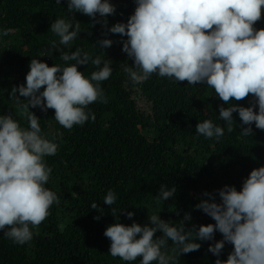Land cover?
I'll use <instances>...</instances> for the list:
<instances>
[{
  "label": "clouds",
  "instance_id": "1",
  "mask_svg": "<svg viewBox=\"0 0 264 264\" xmlns=\"http://www.w3.org/2000/svg\"><path fill=\"white\" fill-rule=\"evenodd\" d=\"M65 2L68 15L49 18V29L59 37L51 47L60 53L64 65L49 66L31 58L25 82L10 90L26 126L12 113L0 114V231L16 245L32 241L33 229L38 230L53 204H60L57 193L46 187L53 173L46 157L57 154L58 144L47 138L41 119L30 107L44 113L54 109L55 121L69 130L94 122L95 113L88 106L107 102L101 82L114 70L105 53L114 43L111 34H119L122 52L133 61L123 68L133 85L155 74L177 84L187 81L214 90L223 102L218 118L224 123L198 121L197 136L218 142L225 129L233 131L237 122L233 113L240 118L241 136L253 135V124L264 130V27L255 26L262 21L264 0H134V11L126 22L111 25L108 17L117 12L112 0ZM76 13L89 17L92 27L101 26V37L94 39V46L104 55L92 57L80 47L65 51L81 37ZM6 35L8 30L0 31V36ZM89 62L96 70L86 77L78 67ZM249 94L248 106L236 103ZM176 194L174 184L161 183L157 197L165 202ZM195 199L198 202L183 213L178 224L177 220L162 219V211H147L143 224L133 219L136 213L127 208L121 211L131 224L113 215L114 222L103 233L110 241V255L125 262L141 257L139 264H177L183 254L208 243L207 252L216 257L214 264H264V165L252 169L239 190L224 184L213 191L204 190ZM116 202L115 191L109 189L103 204ZM90 207L97 210L98 205L92 202ZM192 210L201 211L214 223L197 225ZM216 233L222 238L216 240ZM226 244L232 250L221 259Z\"/></svg>",
  "mask_w": 264,
  "mask_h": 264
},
{
  "label": "trees",
  "instance_id": "2",
  "mask_svg": "<svg viewBox=\"0 0 264 264\" xmlns=\"http://www.w3.org/2000/svg\"><path fill=\"white\" fill-rule=\"evenodd\" d=\"M112 2L117 12L108 17L109 25L126 22L134 11V0ZM66 7L65 0L61 4L56 0H0V31L8 30V35L0 36V114L12 113L21 126H26V121L10 90L25 82L31 58L49 66L64 65L60 53L51 47L59 37L49 29V18L67 16ZM75 15L81 37L65 51L80 47L92 57L104 55L94 46V39L101 37V26L92 27L89 17ZM255 26L264 27V12ZM110 38L114 43L105 53L113 61L114 70L108 80L101 82L107 102L88 106L95 113L94 122L89 120L69 130L55 121L54 109L44 113L30 107L41 119L47 138L58 144L57 154L46 157L53 169L46 187L57 193L60 204H53L50 215L38 230L33 229L32 241L24 245L13 244L0 231V264H139L141 257L125 262L110 255V241L103 233L114 222L113 215L131 224L132 220L121 211L127 208L136 213L133 219L143 224L147 211H162V219L177 220L178 224L183 213L198 202L195 196L224 184L239 190L243 178L264 165V130L253 124L254 134L241 136L240 118L233 113L237 121L233 131L225 129L218 142L197 136L198 121L224 123L218 118L223 102L215 97L214 90L187 81L177 84L155 74L133 85L123 71L133 61L122 52L119 34H111ZM78 70L87 77L96 68L89 62ZM250 100L251 94L236 103L248 106ZM161 183L177 187L174 199H158ZM109 189L117 195V202L111 206L103 204ZM92 202L97 203V210L91 209ZM191 214L197 225L214 223L199 210ZM96 216L100 219H94ZM215 238L222 236L216 233ZM207 248L208 243H203L200 250L178 258L177 264H214L216 257ZM231 250L232 246L226 244L221 259H226Z\"/></svg>",
  "mask_w": 264,
  "mask_h": 264
}]
</instances>
